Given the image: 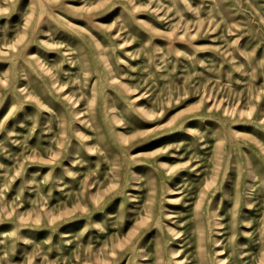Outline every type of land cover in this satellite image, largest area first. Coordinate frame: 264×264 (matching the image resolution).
I'll list each match as a JSON object with an SVG mask.
<instances>
[{"label":"rangeland","instance_id":"obj_1","mask_svg":"<svg viewBox=\"0 0 264 264\" xmlns=\"http://www.w3.org/2000/svg\"><path fill=\"white\" fill-rule=\"evenodd\" d=\"M0 264H264V0H0Z\"/></svg>","mask_w":264,"mask_h":264}]
</instances>
